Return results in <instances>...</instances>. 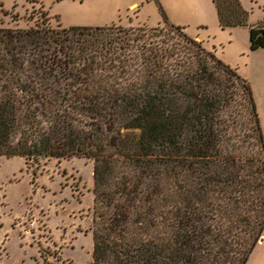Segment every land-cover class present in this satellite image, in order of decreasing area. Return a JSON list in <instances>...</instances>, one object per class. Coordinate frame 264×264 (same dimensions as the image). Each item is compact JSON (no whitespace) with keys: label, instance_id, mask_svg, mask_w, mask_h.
<instances>
[{"label":"trees","instance_id":"1","mask_svg":"<svg viewBox=\"0 0 264 264\" xmlns=\"http://www.w3.org/2000/svg\"><path fill=\"white\" fill-rule=\"evenodd\" d=\"M154 1L156 26L0 23V157L92 163L91 264H246L264 230L252 91ZM212 3L246 25L239 0Z\"/></svg>","mask_w":264,"mask_h":264},{"label":"rangeland","instance_id":"2","mask_svg":"<svg viewBox=\"0 0 264 264\" xmlns=\"http://www.w3.org/2000/svg\"><path fill=\"white\" fill-rule=\"evenodd\" d=\"M157 1L171 23L248 83L264 137V49L249 48V29L264 25V0H239L247 22L233 28L219 26L212 0ZM43 20L52 28L121 30L162 23L154 0H0L2 27ZM92 187V163L84 158L29 166L21 157H0V264H91ZM246 264H264V230Z\"/></svg>","mask_w":264,"mask_h":264},{"label":"crops","instance_id":"3","mask_svg":"<svg viewBox=\"0 0 264 264\" xmlns=\"http://www.w3.org/2000/svg\"><path fill=\"white\" fill-rule=\"evenodd\" d=\"M135 3L138 4V1H133V2H132V4H135Z\"/></svg>","mask_w":264,"mask_h":264}]
</instances>
